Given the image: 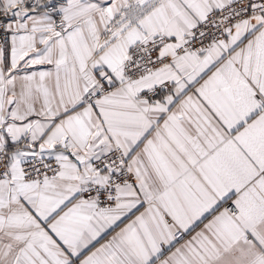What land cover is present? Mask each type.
Returning <instances> with one entry per match:
<instances>
[{
	"label": "snow or ice",
	"instance_id": "snow-or-ice-1",
	"mask_svg": "<svg viewBox=\"0 0 264 264\" xmlns=\"http://www.w3.org/2000/svg\"><path fill=\"white\" fill-rule=\"evenodd\" d=\"M0 264H264V0H0Z\"/></svg>",
	"mask_w": 264,
	"mask_h": 264
}]
</instances>
